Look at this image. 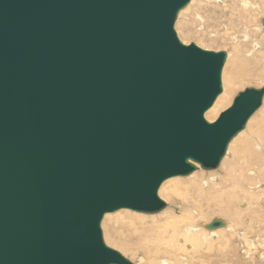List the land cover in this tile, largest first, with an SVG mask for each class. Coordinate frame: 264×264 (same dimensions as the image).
Listing matches in <instances>:
<instances>
[{
  "label": "water",
  "instance_id": "water-1",
  "mask_svg": "<svg viewBox=\"0 0 264 264\" xmlns=\"http://www.w3.org/2000/svg\"><path fill=\"white\" fill-rule=\"evenodd\" d=\"M190 2L0 0V264H132L104 216L220 166L264 88L206 119L228 55L180 40Z\"/></svg>",
  "mask_w": 264,
  "mask_h": 264
},
{
  "label": "bare ground",
  "instance_id": "bare-ground-1",
  "mask_svg": "<svg viewBox=\"0 0 264 264\" xmlns=\"http://www.w3.org/2000/svg\"><path fill=\"white\" fill-rule=\"evenodd\" d=\"M227 1H229L230 3ZM251 1H253L255 4L259 3V6H260L259 9H261V12H262L261 14L262 18L260 19L261 24L259 27L256 28L257 30L260 31L261 37H260V40L258 39V41L254 40L255 42L253 45V50H254L253 52L263 54L261 59L258 61L257 67L259 69L262 68V73L259 74V76L260 78L263 79V82H264V22H263L264 0H239V1L238 0H226V1L216 0V2L219 5L225 7L224 9H226V11L227 9L230 10L228 12H230V15H231L230 16L231 18L228 19L230 22L229 25L231 26H227V27L225 26L224 28L220 29V32L227 33L228 31H230L232 29L231 28L232 25L236 22V20L238 22V25H241L242 24V14L240 15L241 10L237 9L238 3L241 4V6L248 8L249 6H252ZM195 2L196 0H193V1L191 0L190 4L180 13V15H183L184 12H187L189 9H191L192 5L193 4L195 5ZM224 9H222L220 12L226 14V11ZM246 11H248V9H246ZM252 11L254 12L256 10L253 9ZM235 12L239 14L238 17L235 15L237 14ZM180 15L179 17H181ZM244 20H247V19H244ZM244 26H246V28L248 29V30H245L244 32L248 31L249 33L250 31L249 26H251L250 21L247 20V23L246 24L244 23L242 28ZM233 27H235V24L233 25ZM233 30H237V27L236 29L233 28ZM245 37L248 38V36L246 35ZM245 37L241 35L239 36L237 34L235 39L239 38L241 40H244ZM186 43L187 42H185L184 44ZM226 53L228 55V58H227L226 64L222 72V75H223L222 82H223L224 91L217 98L214 106L206 113V119L211 123L215 122L216 121L215 119L221 113H223L225 109H227L228 107H231V104H233L232 103L233 99L236 98L235 95L237 94L236 89L239 88L238 86L248 83L250 80L249 79L250 76L245 77V74H243L245 71H242L240 69V65L235 64L234 59L232 58V54H230V52H226ZM248 53L250 54V52ZM249 59L251 60L252 58H249ZM249 59L247 60V62L249 61ZM238 60L241 61V59H238ZM261 88H264V87H261ZM256 89H260V88H256ZM195 165L197 167V170L192 175L185 177V178L183 177L170 178L166 182L163 183L159 191V195L161 199L163 198L162 200L165 199L168 202L169 201L173 202L174 205L171 204L173 208L169 207L170 206V202H169L168 207L165 208L163 212H161L160 214H153L154 216L147 215V214H141V213L133 212L130 210H125V209L119 210L112 214L105 215L102 221V228H103L104 239H105L106 244L114 248L115 250L119 251L120 253H122L125 257L127 256L126 252H124L125 248L124 249L122 248L124 246H122L121 248L116 247L114 244H112L113 240L111 241L110 239V233L112 230H114L113 232L114 234L116 233L119 234L117 226H118V223L120 222L119 218H122L121 219L122 221H126V222L130 221V224L133 228V230L131 231L132 233L129 232L130 236L124 237V238L122 237V238L126 240V242L130 245L131 244L134 245V243H136L137 244L136 249L140 252L143 251L142 253H145V255L143 254V258L146 261L144 264H147V263L148 264H177L179 260L183 264H194V261H196L194 260L195 259L194 257H196L198 253L200 254V248L203 246L210 248L211 242L209 244L207 243V241H209L210 239L213 240V239H218V238L219 240L221 239L219 242L220 244L224 242L222 247L228 248V246L231 245L230 243H234V242L236 243L238 247V248H234V250H232L233 252L231 251L233 253V255H231L232 257L224 256L223 253H222L223 254L222 257L220 255H217L221 257V259L219 257L220 260H224L225 258H228V260L230 261V264L231 263L232 264H264V256H263L264 254L262 255L261 253L262 250L264 249V244H262L263 242L260 241L261 244H259L260 242L258 243V240L253 238V244H250L253 246H250L248 244L250 242L247 241V238L243 237L244 231L238 228L240 219L243 216H248L250 214L253 218V225L251 224L252 220L250 219L244 220L243 223L241 221V223L243 225L244 223H246L245 225L248 224L246 227L252 230L253 234L256 231V226L260 223L261 226L257 228L256 232L259 233L261 237L264 236V232H263L264 231V219H263L264 212H262L263 206L262 207L259 206L260 204L262 205L261 202L263 201L261 200L260 196H258L259 194H254L261 190L263 191L262 193H264V181L259 183V185H256V186H249V184L247 183L249 181L250 176H257V174L260 176L262 172L264 171V98H263L262 106L250 118L246 128L242 132H240L236 137H234L233 140L229 143L225 157L222 160L220 166L216 169V171L215 170L214 171L203 170L199 164H195ZM258 180L259 179L257 180L255 179V182ZM261 196H264V194ZM242 197L244 198L243 202L241 200ZM253 204H255L254 208H253ZM237 206L239 210L233 209L234 207H237ZM177 210H180V215L173 214V213H176ZM171 213L173 215H170ZM210 214L213 215V219L210 220L209 222H205V223L203 222L201 224L197 220L198 218H202V219H204V217L208 218ZM215 216H219V217L216 218ZM230 216H235L237 218L231 219ZM161 217H164V220L162 222L163 224H159L160 222L158 223ZM127 218H128V221H127ZM151 219L154 220L155 223H158L159 225L156 226L153 222L148 223L147 221ZM214 219L223 220L225 223V226L218 228L217 230L216 229L212 230V232H208V229H206V226L209 225ZM108 222L109 223L111 222L110 225L115 224L114 226L116 225L117 226L116 227L113 226L111 230L110 227L107 226ZM125 233H128V232H125ZM118 236L119 235H117V237ZM225 237H228V238L225 239ZM222 239H225V240L222 241ZM232 239L234 240V242L231 241ZM214 242L213 244H215ZM218 244H217V247H218ZM232 248L233 247H231V249ZM238 249L242 250L240 254L241 256H238L239 255ZM209 251L207 250V252ZM227 253H230V251L228 250ZM134 258H135V255H134ZM199 258H200V255H199ZM202 258L203 256L201 257V260ZM203 260H206V259H203ZM131 262L132 264L134 263L133 261ZM209 262H211V260ZM204 263L200 262V264H204Z\"/></svg>",
  "mask_w": 264,
  "mask_h": 264
},
{
  "label": "rangeland",
  "instance_id": "rangeland-1",
  "mask_svg": "<svg viewBox=\"0 0 264 264\" xmlns=\"http://www.w3.org/2000/svg\"><path fill=\"white\" fill-rule=\"evenodd\" d=\"M193 1V0H192ZM210 1V2H209ZM224 1H226V0H224ZM239 1V0H238ZM227 2H229V1H227ZM252 2V6H249L248 8H245V7H243V6H241V4H239L238 3V6H237V9L238 10H241L240 11V15L242 14V26H243V24L245 23H247V20H249L250 21V24H251V26H249L250 27V31H249V33H248V31H246V32H244L245 30H248L247 28H246V26H244L243 28H242V26L241 25H238V22H237V20H236V22L234 23L235 24V27H233V25H232V29L230 30V31H228L227 33L226 32H224V33H221L220 32V29H222V28H224L225 26L227 27V26H231V25H229L230 24V22H229V20L228 19H230L231 17V15H230V12H228V11H230V10H228L227 9V11H226V9H224L225 7L224 6H221V5H219L217 2H216V0H196V2H195V5L193 4L192 5V7H193V9H192V7H191V9H189L187 12H184L183 13V15H180L181 17H178V21H177V23H176V27H175V29H176V32H177V34H178V36H179V38H180V40L182 39L183 41H185V42H187L186 44L187 45H189V44H191V43H195L196 45H198L199 47H201V48H203V49H206V50H210V51H226V52H230V54H232V58L234 59V62H235V64L237 65V64H239L240 65V69L242 70V71H245L243 74H245V77H248V76H250V80H249V82L248 83H245V84H243V85H240V86H238L239 88H237L236 89V93L238 94L240 91H242V90H244V89H246V88H261V87H264V82H263V79L262 78H260V76H259V74H261L262 73V68H258L257 67V64H258V61L261 59V57L263 56V54H259V53H254L253 51V45H254V42L255 41H258V39L260 40V37H261V35H260V31L259 30H257L256 28L257 27H259L260 26V19L262 18V12H261V9H259L260 8V6H259V3H257V4H255L253 1H251ZM212 3V4H211ZM230 3V2H229ZM254 3V4H253ZM209 4V5H208ZM198 5H199V7H198ZM217 5V6H216ZM237 5V4H236ZM257 5V6H256ZM214 6V7H213ZM195 7V8H194ZM241 7V8H240ZM251 8H252V10L254 9V10H256V11H252L251 10ZM256 8V9H255ZM219 9V10H218ZM222 9H224L225 11H226V14L225 13H222V12H220ZM246 9H248V11H246ZM250 9V10H249ZM218 10V11H217ZM205 11V12H204ZM216 11V12H215ZM251 11V12H250ZM256 12V13H255ZM222 13V14H221ZM231 13H232V11H231ZM235 13H237V12H235ZM253 13V14H252ZM255 13V14H254ZM220 14V15H219ZM223 15V16H222ZM237 17H238V13L237 14H235ZM246 15H247V17H246ZM249 15V16H248ZM221 16V17H220ZM225 16V17H224ZM227 16V17H226ZM245 17V18H244ZM221 18V19H220ZM226 20H225V19ZM218 19V20H217ZM244 19H247V20H244ZM252 19V20H251ZM216 20V21H215ZM218 21V22H217ZM228 21V22H227ZM246 21V22H245ZM252 22V23H251ZM239 26V27H238ZM236 27H237V30H233V28L234 29H236ZM230 28V27H229ZM241 35V36H244L245 37V35L246 36H248V38H246L245 37V39L244 40H241V39H235V37H236V35ZM260 35V36H259ZM181 40V41H182ZM255 40V41H254ZM182 41V42H183ZM185 42H183V43H185ZM258 51V50H257ZM248 52H250V54L248 53ZM248 55V56H247ZM246 56V57H245ZM244 58V59H243ZM249 58H252L251 60L249 59ZM238 59H241V61L240 60H238ZM249 59V61L247 62V60ZM243 61V62H242ZM237 62V63H236ZM246 64V65H245ZM222 78H223V75H222ZM258 80H259V82H258ZM262 80V81H261ZM261 83V84H260ZM222 86H223V82H222ZM223 91H224V88H223ZM237 94L235 95V97L237 96ZM234 97V98H235ZM233 101H234V99H233ZM233 103V102H232ZM232 105V104H231ZM229 108V107H228ZM227 108V109H228ZM227 109H225V110H227ZM224 110V111H225ZM223 111V112H224ZM220 116V115H219ZM218 116V117H219ZM218 117L215 119V120H217L218 119ZM214 120V121H215ZM204 170V169H203ZM212 171H214V170H212ZM216 171V170H215ZM261 174V173H260ZM261 176V177H260ZM258 175L257 174V176H250V178H249V181L247 182L248 184H249V186H256V185H259V183H261V182H263L264 181V179H263V177H264V171L262 172V174L261 175ZM253 177V178H252ZM183 178H185V177H183ZM251 179V180H250ZM255 179L257 180V179H259L258 181H256L255 182ZM253 180V181H252ZM252 181V182H251ZM255 182V183H254ZM211 184V183H210ZM212 184H214V183H212ZM216 184V183H215ZM192 187V186H191ZM246 189H247V187H246ZM247 191V190H246ZM263 191L261 190V191H259V192H256V193H254V194H259L258 196H260V198H261V200L263 201V202H261L262 203V205L260 204L259 206H263L262 207V212H264L263 211V209H264V196H261V195H263L264 193H262ZM244 197V196H243ZM241 198V200H242V202H243V200H244V198ZM163 199V198H162ZM164 201H166L165 199H164ZM167 202V207H168V204H169V202L168 201H166ZM174 205V203L173 202H170V206L169 207H171V208H173L172 207V205ZM258 205V204H257ZM178 206V205H177ZM166 207V208H167ZM255 207V204H253V208ZM176 208V207H175ZM174 208V209H175ZM174 209H172V210H174ZM233 209H236V210H239L238 209V206L237 207H234ZM240 209H241V207H240ZM243 209V208H242ZM163 212V211H162ZM171 212V211H170ZM173 212V211H172ZM179 212V213H178ZM161 213V212H160ZM160 213H158V214H160ZM178 213V214H177ZM236 213H237V211H236ZM174 215H180V210H177V212L176 213H173ZM172 213L170 214V215H173ZM115 216V215H114ZM152 216H154V215H152ZM216 218H218L219 216H215ZM214 217V218H215ZM231 217V219H235V218H237V217H235V216H230ZM243 218V219H242ZM241 219H240V223H241V221H242V223H243V221L244 220H246V219H250V220H252V225H253V218H252V216L249 214L248 216H243ZM252 218V219H251ZM122 218H119V220H120V222L118 223V226H117V229H118V231H119V234L118 233H116V234H114L113 232H114V230H112V228H113V226L115 225H110V223L108 222V224H107V226L108 227H110V229L112 230L111 231V233H110V239H111V241L113 242L112 244H114L116 247H122V246H124V247H122L123 249H124V252H126V254H127V258L130 260V261H133L134 263L133 264H141V262L142 261H144V262H142V264H144L146 261L144 260V258H143V254L145 255V253H142V252H140V251H138L136 248H137V244L136 243H134V245H130V244H128L127 242H126V240H124L123 238L124 237H128V236H130V233H132L131 231L133 230V228H132V226H131V224H130V221H128V218H127V221L128 222H126V221H122L121 220ZM160 219V218H159ZM213 219V215H209L208 216V218L207 217H204V219H202V218H198L197 220L199 221V223H205V222H209L210 220H212ZM263 219H264V215H263ZM163 220H164V217H161V219H160V221H158V223L159 224H163L162 222H163ZM203 220V221H202ZM205 220V221H204ZM109 221V220H108ZM111 221V220H110ZM113 222V221H112ZM148 223H154L156 226L157 225H159L158 223H155V221L154 220H148L147 221ZM114 223V222H113ZM239 223V227L238 228H240V229H242L243 231H244V238L246 237L247 238V241L248 242H250V243H248L249 245L250 244H253V238L254 239H257L258 240V243L261 241V242H263L262 244H264V236L263 237H261L260 236V234L259 233H257L256 231H257V228L258 227H260L261 225H260V223L256 226V231L254 232V234H253V232H252V230H250L248 227H246L247 225H245L246 223H244V225L241 223L240 224ZM125 226V227H123V226ZM241 225V226H240ZM116 226H114V227H116ZM243 226V227H242ZM119 227V228H118ZM122 227V228H121ZM126 227H127V229H126ZM128 228H130V229H128ZM245 228V229H244ZM103 229V228H102ZM119 229H121V230H119ZM124 229V230H123ZM126 229V230H125ZM117 231V232H118ZM125 232H130L129 234L128 233H125ZM208 232H212V231H209L208 230ZM264 232V231H263ZM249 233V234H248ZM252 233V234H251ZM126 234V235H125ZM256 234V235H255ZM117 235H119L118 237H117ZM123 235V236H122ZM131 235H133V234H131ZM257 236H258V238H257ZM113 237H115V238H113ZM119 237H121V238H119ZM123 237V238H122ZM249 237V238H248ZM256 237V238H255ZM119 238V239H118ZM226 238H228V237H225V239ZM126 239V238H125ZM225 239H222V241L223 240H225ZM251 239H252V241H251ZM212 239H210L209 241H207V243H209L210 244V242H211V245H210V248H208V247H206V246H203V247H201L200 248V254L198 253V255L196 256V257H194L195 259L194 260H196V261H194V264H198V262H199V264H200V262L201 263H204V264H222V262H223V264H230V261L228 260V258H225L226 259V261H225V259L224 260H220L221 259V257H222V255L224 254V256H231V255H233V251L232 250H234V248H238L237 247V245H236V243L234 242V240L232 239L231 241L232 242H234V243H230L231 245V247H233L232 249H231V247L230 246H228V248H226V247H222V245L224 244V242L222 243V244H220L219 242H220V240H219V238L218 239H213L212 241H211ZM214 240H215V242H214ZM217 240H218V242H217ZM121 242V243H120ZM213 242L215 243V244H213ZM261 242L259 243V244H261ZM127 243V244H126ZM218 244V247H217V244ZM118 244V245H117ZM122 244V245H121ZM216 245V246H215ZM211 246H213V247H211ZM250 246H253V245H250ZM219 247H220V249H219ZM230 247V248H229ZM133 248V249H132ZM207 248V249H206ZM122 249V250H123ZM209 249H210V251H209ZM217 249V250H216ZM222 249H224V250H222ZM129 250V251H128ZM131 250V251H130ZM133 250H135V251H133ZM207 250L209 251V252H207ZM212 250H213V252H212ZM220 250V251H219ZM227 250V251H226ZM228 250L230 251V253H227L228 252ZM135 253H133V252ZM138 251V252H137ZM205 253H204V252ZM216 251V252H215ZM223 251H225V252H223ZM232 251V252H231ZM241 249H238V253H239V255L238 256H241L240 254H241ZM264 249L262 250V255L264 254ZM137 253V254H136ZM202 253V254H201ZM211 253V254H210ZM213 253V254H212ZM217 253V254H216ZM219 253V254H218ZM223 253V254H222ZM205 254V255H204ZM230 254V255H229ZM134 255H135V258H134ZM138 257H137V256ZM199 255H200V258H199ZM208 255V256H207ZM216 255V256H215ZM217 255H220V256H217ZM203 256V258H202V260H201V257ZM207 258H206V257ZM213 256H214V258H213ZM223 256V257H224ZM264 256V255H263ZM205 257V258H204ZM219 257H220V259H219ZM232 257V256H231ZM211 258V259H210ZM141 259H143V260H141ZM203 259H206V260H203ZM213 259V260H212ZM223 259V258H222ZM234 259H235V257H234ZM141 260V261H140ZM211 260V262H209ZM216 260V261H215ZM229 262H228V261ZM231 260V259H230ZM215 261V262H214ZM213 262V263H212ZM148 264V263H147ZM177 264H183L182 262H180V260H179V262L177 263ZM232 264V263H231Z\"/></svg>",
  "mask_w": 264,
  "mask_h": 264
}]
</instances>
